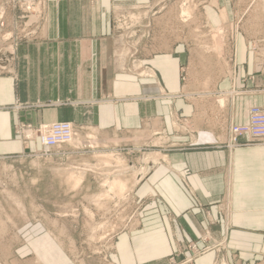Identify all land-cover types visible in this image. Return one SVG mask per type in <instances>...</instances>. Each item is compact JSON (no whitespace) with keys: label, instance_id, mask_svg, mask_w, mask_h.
Wrapping results in <instances>:
<instances>
[{"label":"crops","instance_id":"0c3cea01","mask_svg":"<svg viewBox=\"0 0 264 264\" xmlns=\"http://www.w3.org/2000/svg\"><path fill=\"white\" fill-rule=\"evenodd\" d=\"M4 1L0 14L5 12V21L17 22L15 9ZM132 1L50 0L43 18L32 20L41 27L39 37L17 45L8 64L10 74L0 75V157L24 154L14 134L21 122H70L94 127L107 139L116 130L140 134L162 129L176 148L160 152V161L136 183L138 227L115 236L104 264H168L172 256L187 255V244L201 246L205 234L225 237L227 264H255L264 256V146L179 147L188 140L173 131L170 113L190 117L193 105L182 99L161 100L159 93L182 90L183 50L138 56V64L153 70L152 78L121 72L114 64L111 11L114 5ZM259 8L258 19L245 22L243 30L264 35V1ZM238 10L236 0H204L212 26L233 22ZM244 42L238 36L234 81L222 77L211 83L237 90L230 109L238 125L246 122L251 106H264V59L254 60ZM15 105L25 107L11 110ZM144 137L141 141L137 135L140 148L152 141ZM194 141L213 142L206 134ZM38 147L29 144L31 151ZM55 228L50 235L41 232L26 242L25 253L32 256L26 264L98 263L97 258L76 260L67 247L70 243L66 245L64 226ZM214 258L213 252L207 253L194 264H212Z\"/></svg>","mask_w":264,"mask_h":264},{"label":"rangeland","instance_id":"374dc122","mask_svg":"<svg viewBox=\"0 0 264 264\" xmlns=\"http://www.w3.org/2000/svg\"><path fill=\"white\" fill-rule=\"evenodd\" d=\"M9 1H4L5 6L13 7ZM263 1L236 0L237 18L219 26L208 22L204 0H133L113 6V60L121 72L137 76L138 70L144 68V78H152L153 70L138 64V56L176 47L185 54L179 68L182 90L177 94L159 93L161 100L182 99L193 105L190 117L170 113L173 131L188 140L180 148L264 146L261 142L248 143L245 136L231 141L230 128L247 124L248 111L246 122L235 124L230 108L238 96L237 90L218 89L211 84L222 77L234 81L238 73V36L244 39L243 46L254 60L264 59V35L243 30L245 22L258 19ZM15 11L17 22L5 21V12L0 17L4 24L0 26V75L10 74L8 64L16 46L39 37L41 30L39 25L22 26L25 18ZM24 107L15 105L10 109L17 111ZM50 124L18 123L14 134L24 147V154L0 157V264H26L32 257L25 253L26 242L41 232L50 235L58 226H64L66 245L70 243L67 247L76 260L97 258V264H104L115 236L138 227L141 204L134 198L137 173H146L160 161V152L176 145L162 129L140 134L116 130L107 139L94 127L73 125L76 130L73 141L51 150L45 157L41 155L40 135L43 126ZM26 133L32 136L27 141ZM201 134L211 136L213 142H195ZM137 135L141 141L143 135L145 140L151 139L150 145L140 148ZM243 137L245 142L241 143ZM30 143L39 147L31 151ZM151 156L158 160L148 165ZM116 180L122 182V190L115 187ZM204 212L209 218L205 208ZM199 241L201 246L187 244V255L172 256L168 264H194L211 252L215 256L212 264H227L225 237L212 239L205 234ZM255 264H264V256Z\"/></svg>","mask_w":264,"mask_h":264},{"label":"built area","instance_id":"2783aa9c","mask_svg":"<svg viewBox=\"0 0 264 264\" xmlns=\"http://www.w3.org/2000/svg\"><path fill=\"white\" fill-rule=\"evenodd\" d=\"M48 0H10L8 4L11 8L17 9L25 20L22 22L26 28L33 25V19L41 18L46 8ZM2 13L0 14V17ZM4 24L0 22L2 27ZM25 28V29H26ZM139 68H137L138 70ZM137 73L138 77H145V70L140 69ZM152 76V75H151ZM232 142L236 141L239 136H245L248 143L261 142L264 143V108L252 107L248 110L247 124L243 126H232L231 128ZM40 142L42 145L41 155L47 157L51 150L73 141L74 130L73 125L69 123H52L43 126L41 129ZM27 141L32 138L31 134L26 133ZM29 136V137H28Z\"/></svg>","mask_w":264,"mask_h":264},{"label":"bare ground","instance_id":"6f19581e","mask_svg":"<svg viewBox=\"0 0 264 264\" xmlns=\"http://www.w3.org/2000/svg\"><path fill=\"white\" fill-rule=\"evenodd\" d=\"M156 160H158V159H157L155 156H151L147 163H148V165H149V164H154V163H156ZM148 167H149V166H148ZM144 174H145V173H143V172H139V173H137V176H138V177L136 178L135 184L138 182V180H139L140 178H142V176H144ZM77 182H78V181H77ZM116 183L119 184V185L115 184V187H116V188H118V189H120V190H122V189L124 188L123 184H121L122 182L116 180Z\"/></svg>","mask_w":264,"mask_h":264}]
</instances>
